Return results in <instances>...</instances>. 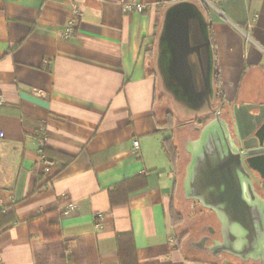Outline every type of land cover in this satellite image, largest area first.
Returning a JSON list of instances; mask_svg holds the SVG:
<instances>
[{"label": "crops", "instance_id": "1", "mask_svg": "<svg viewBox=\"0 0 264 264\" xmlns=\"http://www.w3.org/2000/svg\"><path fill=\"white\" fill-rule=\"evenodd\" d=\"M198 1L0 0V264H119L123 235L137 264H233L178 237L169 207L193 121L218 115L240 149L264 122V0ZM183 128L174 168L164 140ZM52 210L62 237L45 242L27 222Z\"/></svg>", "mask_w": 264, "mask_h": 264}, {"label": "water", "instance_id": "2", "mask_svg": "<svg viewBox=\"0 0 264 264\" xmlns=\"http://www.w3.org/2000/svg\"><path fill=\"white\" fill-rule=\"evenodd\" d=\"M196 132L185 145L189 160L182 191L186 201L213 213L219 225V240L211 241L208 250L217 258L225 254L264 264V198L252 177L255 173L264 181V122L242 142L244 155L218 115Z\"/></svg>", "mask_w": 264, "mask_h": 264}, {"label": "trees", "instance_id": "3", "mask_svg": "<svg viewBox=\"0 0 264 264\" xmlns=\"http://www.w3.org/2000/svg\"><path fill=\"white\" fill-rule=\"evenodd\" d=\"M215 85L218 88L217 71L215 72ZM213 116L214 114L212 113L209 116L193 121V123H197L198 125L202 126L211 119H213ZM165 118L166 121L164 126L172 128V115L170 113H166ZM164 145L169 159L172 163V166L175 168L178 162L177 148L171 141V138H166L164 140ZM41 152L49 162H59L60 170L65 168L72 161L71 157L65 156L57 152H53L45 148H43ZM169 217L171 220L172 227H177L183 222L182 216L177 212L174 207V199H172L170 203ZM58 219L59 216L56 211L52 210L43 212L38 216L30 219L27 222V227L29 232H38L45 242H52L62 237V229L60 224L58 223ZM13 222H15V217L12 212L4 213L0 211V232H3L5 228ZM116 243L118 248L119 264H137L131 235L118 236L116 239Z\"/></svg>", "mask_w": 264, "mask_h": 264}, {"label": "rangeland", "instance_id": "4", "mask_svg": "<svg viewBox=\"0 0 264 264\" xmlns=\"http://www.w3.org/2000/svg\"><path fill=\"white\" fill-rule=\"evenodd\" d=\"M198 2L200 5L204 4V3H202V1H198ZM165 108L167 109V107H165ZM165 121H166V118H165ZM172 121H173L172 129H174L175 128L174 119H172ZM176 124L180 125V122L176 121ZM194 124L198 125L197 123H194ZM183 130H185L186 133L185 132L183 133ZM177 132L178 133L173 134L171 136V138H172V141L175 140V142L173 141V143L177 148L178 161L183 163L184 161L187 160V157L183 151V146H184L185 140L189 139L190 137L195 138L196 134H194V132L191 131V129L186 130V128L179 129ZM238 144H239V142H238ZM179 173H180V169H179ZM180 177H182V170H181V174H179V180H178V185H179L178 187L179 188H178L177 193H176V198L174 201V207L177 210V212L182 216L183 222L181 225H179L177 227H173V228L176 229L178 237H180V238L183 237L184 240L187 238H191L193 240L194 239L197 240V242H198L199 236L201 235L200 227H202V225L200 224V221L202 219H204L205 223H207L208 225L215 226V228L218 227V223H217L213 213L203 209L200 205H198L194 201H185L184 200L183 195H182V191L180 189V183H181ZM262 182H264V181H262ZM255 184H256L257 188L259 189V193H261V189L259 188V185L257 184L256 179H255ZM187 230H189L188 235L186 232ZM189 251H188V249H186V253L188 254V256H193L191 251L190 252ZM199 257H202V255H200ZM210 261H211V263H219V262L220 263L229 262V263H233V264H239L240 263L239 260L234 259L231 256H228L225 254H223L217 262H214V260H212V259H210Z\"/></svg>", "mask_w": 264, "mask_h": 264}, {"label": "built area", "instance_id": "5", "mask_svg": "<svg viewBox=\"0 0 264 264\" xmlns=\"http://www.w3.org/2000/svg\"><path fill=\"white\" fill-rule=\"evenodd\" d=\"M203 3L206 4H210L212 1H217V0H201ZM145 9H147V7H145L144 5L141 4H137V3H131L125 6V11L127 12H143ZM69 10H70V14L71 17L68 21V23L65 25V29H64V33L63 36L64 37H69L72 33V30L74 28V25L76 24L77 18L80 15V5L77 1H74L72 4L69 5ZM2 135H0L1 137ZM137 149V144L135 143V150L134 153H137L136 151ZM241 155L245 154V150L241 149L240 151ZM45 171H47V168L45 169ZM69 209H73L72 205H69L68 207ZM100 215L97 216V219H100ZM0 262H1V258H0Z\"/></svg>", "mask_w": 264, "mask_h": 264}, {"label": "flooded vegetation", "instance_id": "6", "mask_svg": "<svg viewBox=\"0 0 264 264\" xmlns=\"http://www.w3.org/2000/svg\"><path fill=\"white\" fill-rule=\"evenodd\" d=\"M200 233H201V235L199 236V242L195 245V247L197 249H201V248L205 249V251L212 256L213 255L212 252L210 250H208L207 247L209 246V243L211 241L219 240L218 232L211 229V227H207L204 225V226L200 227ZM201 242H203V244Z\"/></svg>", "mask_w": 264, "mask_h": 264}]
</instances>
